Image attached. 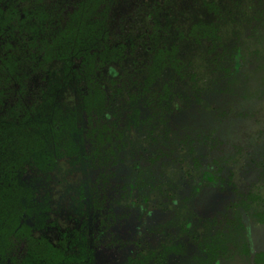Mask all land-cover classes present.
<instances>
[{
	"label": "rangeland",
	"instance_id": "374dc122",
	"mask_svg": "<svg viewBox=\"0 0 264 264\" xmlns=\"http://www.w3.org/2000/svg\"><path fill=\"white\" fill-rule=\"evenodd\" d=\"M11 1L48 19L40 42L0 34V65L14 74L0 71L5 107L75 112L39 189L48 212L36 235L84 252L85 264H264V0ZM79 4L85 28L107 24L110 57L97 58L95 75L110 142L90 158L82 51L73 41L43 63L42 43ZM154 49L170 63L144 86Z\"/></svg>",
	"mask_w": 264,
	"mask_h": 264
},
{
	"label": "trees",
	"instance_id": "16d2710c",
	"mask_svg": "<svg viewBox=\"0 0 264 264\" xmlns=\"http://www.w3.org/2000/svg\"><path fill=\"white\" fill-rule=\"evenodd\" d=\"M83 8L84 6L79 4L72 24L60 30V34L53 40L52 45L45 43L42 45H45L43 47L44 65L48 64L53 56L61 55L60 52H56L59 46L67 47L74 41L77 43L76 47L82 51L83 59L79 72L85 74L86 82H89L84 99L88 114L94 120V127L89 131L91 142L89 154L86 156L90 158L91 155H99L102 146L110 142L105 135L106 127L99 122L100 119L108 118L106 110L109 107V100L107 101L105 93L100 89L95 78L97 58L109 61L110 57L104 54L107 53L108 47L107 24L95 21L85 28L86 14L83 16H81L82 13L79 14ZM47 19V13L42 14L36 10L20 11L11 0H7L5 8L0 9V34H22L25 38L27 36L31 38L32 42H40L38 37L45 28L44 22ZM100 26H103V33ZM200 34L204 37H216L209 27H204ZM102 45L104 46L101 49ZM154 50L156 51L153 53L146 70V78L143 80L144 86L153 83L165 65L170 63L171 56L166 57V52L160 49ZM5 64L0 67V71L3 72V67H6L9 69L10 76L14 77L12 70L8 67L11 63ZM129 78L130 76L127 79ZM3 81L8 83V78L0 79V259L15 263L16 259L9 258L16 256L8 252L10 248L54 247L45 237L35 238L32 235L34 229H40L43 225L48 206L38 201L34 182L29 184L22 177L26 169H35L42 177L38 181L48 178V171L55 165V159L61 156L63 131L68 127V122L71 120L69 117L75 118V112L71 113L67 119L60 120L59 111L56 108L52 115H50L51 112H39L35 108L27 110L19 106L7 109L5 106L9 90L8 87L3 89ZM63 146L66 150L67 146ZM78 150V148L74 149V154L78 153ZM259 223L264 224V218L260 219ZM29 254L34 255L36 252L30 251ZM217 263L216 261L215 264Z\"/></svg>",
	"mask_w": 264,
	"mask_h": 264
},
{
	"label": "flooded vegetation",
	"instance_id": "af4514ba",
	"mask_svg": "<svg viewBox=\"0 0 264 264\" xmlns=\"http://www.w3.org/2000/svg\"><path fill=\"white\" fill-rule=\"evenodd\" d=\"M4 2H2V3L4 4ZM4 8L1 7L0 9H4ZM58 160H59V158L55 159V164L57 163ZM53 168H54V166L48 171V178L46 180L38 181L39 178H42V177H41V174L38 173L37 170H35V169H26V172H24L25 174L22 177L23 180H26L29 184H32L34 182V186L36 188V193H37V199L40 202L46 203L45 201H43V198L39 197L38 193H39V189L49 182L50 173L53 170ZM242 219H243V223H245L247 225L248 220H247L246 216H243ZM259 220L257 221L256 224L258 226L264 227V224L259 223ZM38 230L39 229H34L32 231L33 237H35V238L43 237V236H37L36 235V232H38ZM249 240H250V233H249ZM53 246L54 247H50L47 249L42 248V247H32L31 248V247H26V246H19V247L10 248V249H8L9 253H12V255H14L17 252V255H19L20 257L19 258H17V256L9 257L12 259H16L17 261L15 263L6 262V263H1V264H85V262H88V261H86V258H83L84 254H85L84 252L80 253L81 256L76 258L75 256H72L73 253L70 251V249H68V247L57 246L54 244H53ZM30 251L36 252V254L30 255L29 254ZM44 251H47V253H50V254L44 253ZM89 258H91V257L89 256ZM160 261L161 262L160 263L158 262L157 264H166V262H167L162 258ZM126 264H150V263L147 261H145V262L137 261L136 262L135 257L132 256L130 259H128ZM217 264H219V263H217Z\"/></svg>",
	"mask_w": 264,
	"mask_h": 264
}]
</instances>
